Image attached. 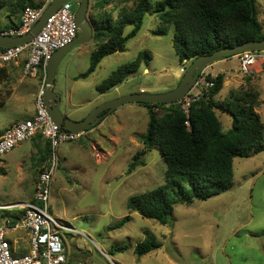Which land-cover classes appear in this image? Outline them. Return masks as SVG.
Masks as SVG:
<instances>
[{
    "label": "rangeland",
    "instance_id": "rangeland-1",
    "mask_svg": "<svg viewBox=\"0 0 264 264\" xmlns=\"http://www.w3.org/2000/svg\"><path fill=\"white\" fill-rule=\"evenodd\" d=\"M15 2L16 0H12ZM43 5L45 0H30ZM137 0H113L100 9L89 0L88 17L94 23L99 12L114 19L122 8L130 9ZM158 0H149L152 10L145 14L137 34L126 42L124 51L104 57L86 78H75L86 71L89 55L96 47L92 39L73 47L59 62L54 90L60 94V110L72 120L86 116L96 106L134 93H165L178 84L185 67L179 64L172 48L173 27L162 35L154 33L161 23ZM72 11L78 2L71 1ZM257 18L264 31V0H256ZM20 13L12 14L18 23ZM8 7H0V28L9 26ZM131 26H126L129 31ZM140 51L150 56L147 64L127 74L121 82L103 93L96 86L119 66L136 58ZM24 51L16 61L6 63L0 78V127L11 120L31 118L35 98L44 83L42 76H26L22 65ZM206 74H224L223 87L215 96L222 100L230 89L251 86L258 92L256 111L264 124V65L249 74L239 72V56L211 63ZM180 68L181 76L174 75ZM221 70V71H220ZM250 78L246 83V78ZM170 103L154 108L157 115ZM224 130L231 126L227 113L216 110ZM146 108L126 102L72 141L57 148L58 169L50 186L49 212L63 227L62 245L67 264H264V150L233 160L232 186L206 200L177 203L166 224L141 216L128 208L130 197L152 190L164 182L165 161L158 148L145 150L143 164L127 171L131 157L144 145L141 135L147 128ZM44 139L34 137L16 145L2 156L0 166V205L27 202L32 197L30 184L42 165ZM43 148V149H42ZM129 215L122 227L111 226ZM149 232L161 243L137 256L134 247ZM25 247L24 233L15 236ZM25 249L22 248V251Z\"/></svg>",
    "mask_w": 264,
    "mask_h": 264
},
{
    "label": "trees",
    "instance_id": "trees-1",
    "mask_svg": "<svg viewBox=\"0 0 264 264\" xmlns=\"http://www.w3.org/2000/svg\"><path fill=\"white\" fill-rule=\"evenodd\" d=\"M112 1L96 0L95 6L103 9ZM156 4L153 11L157 12L162 26L154 33L162 35L166 26L173 27L172 48L179 64L185 68L196 56L264 38L256 0H158ZM2 5L8 7L9 26L19 25L25 6H40L30 0H0V7ZM151 10L149 0H137L130 9L119 10L114 19L99 12L92 37L96 47L89 55L88 68L76 78H86L104 57L124 51L126 42L137 34L145 14ZM16 13H20L18 23L12 21V14ZM126 26H131L127 32ZM149 60L148 53L140 51L135 59L119 66L96 86L97 91L103 93L114 87ZM6 69V66L0 68V78L5 76ZM205 77L213 81V85L208 94L190 103L187 113L180 101L170 103L161 115H157L154 108L165 104L137 102L148 114L147 128L141 135L144 150L131 157L127 171L130 173L143 164L144 151L154 147L159 149L166 169L162 184L130 197L127 205L130 210L160 224L170 221L175 204H188L194 198L206 200L228 190L233 183L234 158L249 157L264 150V124L255 109L258 92L248 85L230 89L225 98L216 100L215 96L223 87L224 74H206ZM249 79H245L246 83ZM3 105L4 102H0V107ZM216 110L231 118L228 129H223ZM48 153L49 144L45 140L41 159ZM9 213V209H0V218ZM129 220L130 216L126 215L111 228H120ZM160 246L154 236L145 232V238L135 245L134 253L142 256Z\"/></svg>",
    "mask_w": 264,
    "mask_h": 264
},
{
    "label": "built area",
    "instance_id": "built-area-1",
    "mask_svg": "<svg viewBox=\"0 0 264 264\" xmlns=\"http://www.w3.org/2000/svg\"><path fill=\"white\" fill-rule=\"evenodd\" d=\"M72 0L62 3L49 15L33 38L23 44L0 48V68L16 59L26 51L22 72L26 76L45 79L46 64L53 52L70 43L76 35ZM51 0L43 5L24 7L19 25L0 28V34L21 36L27 33L39 19ZM239 72L249 74L255 67L264 65V50H249L238 54ZM200 73L195 84L179 101L187 113L191 102L209 93L213 81ZM44 84V83H43ZM42 87L35 98V113L26 120L16 122L0 132V166L1 158L19 143L40 134L49 144V153L43 159L38 172L32 198L27 202L0 205V209H9L11 213L0 218V264H67L62 242L63 227L49 212L50 186L58 169V146L72 141L82 133L63 132L51 119L45 106ZM18 232L24 233L25 247L17 244ZM22 248L25 249L22 251Z\"/></svg>",
    "mask_w": 264,
    "mask_h": 264
},
{
    "label": "water",
    "instance_id": "water-1",
    "mask_svg": "<svg viewBox=\"0 0 264 264\" xmlns=\"http://www.w3.org/2000/svg\"><path fill=\"white\" fill-rule=\"evenodd\" d=\"M68 0H51L46 6L39 19L32 28L21 36H10L0 34V48L19 45L30 41L44 24L46 18L54 13L57 8ZM78 7L74 12V23L76 35L72 41L56 49L46 64V75L42 87V96L51 119L63 132L83 133L98 124L109 112L126 102H150V103H172L179 101L186 95L198 79L200 73L207 65L219 61L225 57L237 55L249 50H264V38L251 40L235 46H227L213 51L209 54H202L193 58L185 68L178 84L172 90L165 93L147 94L134 93L121 96L107 103H102L93 108L83 119L72 120L60 110V94L53 90L56 68L62 58L75 46L83 45L93 37L94 23L88 17L89 0H77ZM105 110V111H104Z\"/></svg>",
    "mask_w": 264,
    "mask_h": 264
},
{
    "label": "crops",
    "instance_id": "crops-1",
    "mask_svg": "<svg viewBox=\"0 0 264 264\" xmlns=\"http://www.w3.org/2000/svg\"><path fill=\"white\" fill-rule=\"evenodd\" d=\"M228 58V57H227ZM223 59H226V58H223ZM222 59V60H223ZM219 61H221V60H219ZM212 64H210L209 66H211ZM209 66H207V67H209ZM206 67V68H207ZM221 71V70H220ZM181 70H180V68L175 72V75H174V77L178 80L179 79V77L181 76ZM219 73V72H218ZM221 73V72H220ZM78 75V74H77ZM76 78V77H75ZM53 90H54V86H53ZM55 91V90H54ZM60 103H61V101H60ZM5 104V103H4ZM85 116H83V117H81L80 119H76V120H81V119H83ZM104 119V117L102 118V120ZM102 120H100V122L102 121ZM100 122H98V123H100ZM14 123H16V120L14 119V120H11V121H9L7 124H5V125H3L2 127H0V132L1 131H3L5 128H7L8 126H10V125H12V124H14ZM32 139V138H31ZM44 144H45V139H44ZM44 147V146H43ZM43 149V148H42ZM37 151L38 152H41V147H39L38 149H37ZM43 162V161H42ZM40 169H41V167H40ZM39 169V170H40ZM39 172V171H38ZM38 175V174H37ZM36 178H37V176H36ZM36 181V180H35ZM35 181L34 182H32L31 184H30V187L29 188H31V190H32V194H31V197H32V195H33V191H34V188H35ZM4 206H7L8 204H3Z\"/></svg>",
    "mask_w": 264,
    "mask_h": 264
},
{
    "label": "flooded vegetation",
    "instance_id": "flooded-vegetation-1",
    "mask_svg": "<svg viewBox=\"0 0 264 264\" xmlns=\"http://www.w3.org/2000/svg\"><path fill=\"white\" fill-rule=\"evenodd\" d=\"M75 1H77V0H75ZM78 2V1H77ZM105 111V110H104ZM95 126V125H94Z\"/></svg>",
    "mask_w": 264,
    "mask_h": 264
}]
</instances>
